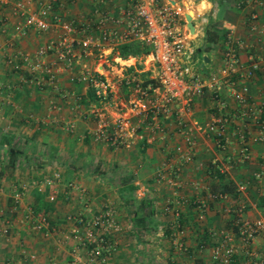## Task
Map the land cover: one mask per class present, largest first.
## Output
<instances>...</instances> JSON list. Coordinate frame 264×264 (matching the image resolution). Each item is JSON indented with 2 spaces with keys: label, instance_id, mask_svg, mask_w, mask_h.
I'll use <instances>...</instances> for the list:
<instances>
[{
  "label": "crops",
  "instance_id": "obj_1",
  "mask_svg": "<svg viewBox=\"0 0 264 264\" xmlns=\"http://www.w3.org/2000/svg\"><path fill=\"white\" fill-rule=\"evenodd\" d=\"M46 1L0 0V264H24L31 252L42 264H74L73 249L77 247L81 255L87 249L75 236L83 229L79 218L88 219L106 207L122 223L131 225L110 236L113 264H139L144 259L139 257L144 239H151L154 248L145 258L167 248V241L158 235L159 229L166 235L170 224V213L163 210L166 202L177 203L179 221L188 228L191 240L210 227H234L237 215L223 211L225 205L233 209L241 204L238 216L248 219L264 213V142L258 138L264 130L259 132L251 110L260 107L264 111V0H160L179 7L182 13L192 10L194 32L189 37L186 34L187 40L202 47L201 58L194 56L195 64L202 76L213 71L222 80L218 89L204 86L191 102L186 118L195 144L191 158L178 172L181 182L177 187L154 176L157 166L175 164L170 150L180 139L171 119L164 120L151 142L111 146L94 137V119L88 109L93 91L75 77L83 66L100 69L116 84L113 98H124L127 91L118 84L117 69L122 66L144 77L154 65L147 50L119 55L114 47L125 41H102L100 48H90L71 61L49 50L39 60L54 71L55 88L45 81L40 68L30 66L36 60L34 50L55 40L59 27L13 31V24L23 18L16 12L19 4L31 11ZM55 1L52 10L72 20L76 28L85 26L86 33L94 37L100 32L96 19L103 15L107 16L104 27L124 28L121 11L127 0ZM251 12L257 15L260 33L250 27ZM178 28L186 33L183 19ZM206 28L210 31L207 41L203 36ZM227 32L234 45L239 44L238 69L257 63L251 76L225 70L221 50ZM84 33L76 30L71 34L76 53V41ZM9 58L17 68L10 65ZM240 84L247 86L251 106L247 112L230 95V86ZM221 113L227 117L228 137L222 148L202 127L205 120ZM242 144H247V159L241 158ZM217 172L231 183L216 191L223 197L212 192ZM137 190L142 191L141 196L135 194ZM197 200L206 205L200 222L194 220ZM136 209L148 215L142 226L132 224ZM36 223L39 227L33 226ZM237 245L243 248L239 241ZM254 246L264 247L261 233L255 236Z\"/></svg>",
  "mask_w": 264,
  "mask_h": 264
},
{
  "label": "built area",
  "instance_id": "obj_2",
  "mask_svg": "<svg viewBox=\"0 0 264 264\" xmlns=\"http://www.w3.org/2000/svg\"><path fill=\"white\" fill-rule=\"evenodd\" d=\"M57 1L47 0L37 10L25 11V5L16 7L23 15L21 21L13 24V31L25 29L42 30L50 25L59 27L57 38L39 45L34 50L36 60L31 64V69L40 68L45 81L57 88L54 79V71L49 65H45L39 57L54 50L58 58L66 61L85 53L90 48H100L102 41L108 43L127 40L145 41L148 46L149 59L154 63L148 74L144 77L134 71H125V67L117 69L119 74L118 84L126 91L124 98H113L116 84L97 68L83 66L75 73L76 79L83 81L93 91L94 100L89 103V113L94 119V137L106 141L111 146L131 145L135 142H151L156 131L163 128L164 120L173 123V129L179 135V141L175 142L170 150L175 164H164L155 168L154 176L157 180H163L172 187L180 185L178 172L182 164L188 161L195 144L194 136L188 129L187 115L191 112V102L198 96L204 86L211 90L218 89L222 84L221 78L213 71L202 76L198 71L194 46L187 40V36L178 28V22L183 18L179 7L169 2L160 0H127L126 8H122L121 20L123 29L106 28L103 23L107 16L96 19L100 32L97 36L86 33L85 26L76 28L70 19H63L60 12L52 10ZM238 3H241L239 1ZM255 12H251L248 18L250 27L261 32L257 26ZM76 30L84 31V35L76 42L79 52L73 49L71 34ZM235 42L229 32L224 36L221 56L226 71L241 73L251 76L257 63L252 61L249 65L238 69V58ZM14 56V54H13ZM10 57V56H9ZM26 59V58H25ZM13 58L8 62L14 68L18 65ZM241 68V67H240ZM36 81V79H35ZM230 95L244 109L250 111L251 106L246 96L247 86L240 84L237 88L231 87ZM254 119L260 128L264 130V111L257 107L251 109ZM260 116V117H259ZM227 117L223 113L205 120L203 129L214 140L217 147L222 148L227 142L226 135ZM147 127V132L143 131ZM198 127V126H197ZM258 138L264 142V133L258 134ZM242 159L249 157L247 144L239 148ZM137 196L142 195L141 190L135 191ZM17 196V193H14ZM215 195V194H214ZM217 196L224 194L218 192ZM197 211L195 221L204 218L205 203L196 201ZM223 211L234 212V227L226 230L222 227L208 228L207 232L196 239L191 240L188 228L179 221V209L174 204L165 203L163 210L170 213V224L166 227V235L159 229L158 235L167 241V248L158 249L152 257L157 264H264V247L254 246L255 236L261 233L264 237V213L256 218L248 219L238 216L242 205L238 204L231 209L229 205L222 207ZM43 220V217H40ZM82 231L76 233V239L87 247L84 255L74 250V264H113L109 259V250L112 246L111 237L114 233L131 227L129 223H122L115 217L111 207H106L88 219H81ZM39 227V223L33 225ZM238 241L243 245L238 249ZM14 264V263H7ZM24 264H42L31 252L28 253Z\"/></svg>",
  "mask_w": 264,
  "mask_h": 264
},
{
  "label": "trees",
  "instance_id": "obj_3",
  "mask_svg": "<svg viewBox=\"0 0 264 264\" xmlns=\"http://www.w3.org/2000/svg\"><path fill=\"white\" fill-rule=\"evenodd\" d=\"M204 40H209L210 37H209V34H210V31L208 28H206L204 30ZM148 43H146L145 41H140V40H135V39H132V40H129V41H125V42H122V43H119L116 45V47H114V49L116 50L117 54L119 55H126L128 53H132V54H138L141 52V50H147L148 49V46H147ZM201 50L202 47L201 45H198L197 47H194V51L195 50ZM89 89L91 90V93H92V89L89 87ZM93 98H94V95L92 94ZM227 184H231L229 183V181H225L223 179V174L217 172L216 173V181L214 183V189L212 190L213 194L217 195L218 192L216 191H223L225 189V187L227 186ZM206 206V205H205ZM148 217V215H146L145 213H140L137 209L135 210V213H132L131 215V218H132V224L134 226H142L144 225V221L145 219Z\"/></svg>",
  "mask_w": 264,
  "mask_h": 264
},
{
  "label": "rangeland",
  "instance_id": "obj_4",
  "mask_svg": "<svg viewBox=\"0 0 264 264\" xmlns=\"http://www.w3.org/2000/svg\"><path fill=\"white\" fill-rule=\"evenodd\" d=\"M183 21H184V19H183ZM185 29H186L185 35L187 34V36L189 37L191 35V33L188 32L186 27H185ZM198 54H199V50L197 49V50L194 51V56H197V57L201 58V55L198 56ZM151 242H152L151 239L150 240L149 239H144L142 241V247L143 248H142V253H141V255L139 257L140 258L144 257V259L139 260L140 261L139 264H157L153 257L145 258V257H147L149 255L148 254L149 250L152 248V245H151L152 243ZM152 249H154V248H152ZM155 249H157V248L155 247Z\"/></svg>",
  "mask_w": 264,
  "mask_h": 264
},
{
  "label": "water",
  "instance_id": "obj_5",
  "mask_svg": "<svg viewBox=\"0 0 264 264\" xmlns=\"http://www.w3.org/2000/svg\"><path fill=\"white\" fill-rule=\"evenodd\" d=\"M183 18H184V22H185V27L187 28L188 32L192 33L194 32V26L191 22V17H192V10L191 9H187L186 11H183ZM197 44H195L196 46Z\"/></svg>",
  "mask_w": 264,
  "mask_h": 264
}]
</instances>
